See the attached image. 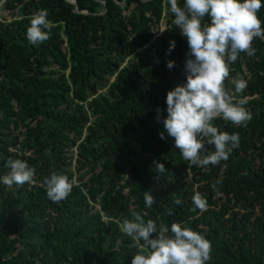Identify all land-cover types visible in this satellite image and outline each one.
<instances>
[{
  "label": "trees",
  "instance_id": "trees-1",
  "mask_svg": "<svg viewBox=\"0 0 264 264\" xmlns=\"http://www.w3.org/2000/svg\"><path fill=\"white\" fill-rule=\"evenodd\" d=\"M40 9L51 34L33 46L26 30ZM173 19L167 0H0V176L10 158L36 169L30 183H0V264H131L141 248L119 225L132 210L203 234L207 264H264V39L225 80L251 119L214 121L239 134L238 147L218 165L191 166L162 123L167 92L186 78L188 44ZM237 76L247 80L240 94ZM54 171L73 183L60 202L43 183ZM196 192L204 212L193 211Z\"/></svg>",
  "mask_w": 264,
  "mask_h": 264
},
{
  "label": "clouds",
  "instance_id": "clouds-1",
  "mask_svg": "<svg viewBox=\"0 0 264 264\" xmlns=\"http://www.w3.org/2000/svg\"><path fill=\"white\" fill-rule=\"evenodd\" d=\"M167 4L174 17L172 23L187 40L188 52L184 62L185 82L166 94L163 127L191 166L218 165L228 160L238 147L239 134L220 130L214 121L219 118L243 126L251 119L243 106L244 100H234L225 80L229 77V65L241 53L254 56L253 40L264 39V21L258 17L264 0H183L182 4L180 0H167ZM48 15L47 9H40L30 19L26 38L31 45L37 46L50 38L52 24ZM174 48L175 41L170 40L167 53ZM174 65V60L167 61L169 69ZM230 83L237 94L247 88V80L241 76L231 79ZM157 114L160 120L159 109ZM159 135L164 139V132ZM206 144L213 145L214 151H208ZM153 163L159 173L167 171L163 163ZM6 167L8 171L0 176V183L9 187L32 182L36 173L34 167L19 158L8 159ZM43 183L52 202L63 201L73 189L69 177L55 171ZM144 200L146 208L155 202L149 191L145 192ZM192 200L193 211L207 210L206 197L201 193L196 192ZM119 226L141 248L132 255L131 264H207L212 258L211 242L183 222L158 225L132 210L131 218H124Z\"/></svg>",
  "mask_w": 264,
  "mask_h": 264
},
{
  "label": "rangeland",
  "instance_id": "rangeland-1",
  "mask_svg": "<svg viewBox=\"0 0 264 264\" xmlns=\"http://www.w3.org/2000/svg\"><path fill=\"white\" fill-rule=\"evenodd\" d=\"M6 14H7V13L4 12V13L2 14V15H3L2 17L7 18V15H6ZM7 19H9V17H8Z\"/></svg>",
  "mask_w": 264,
  "mask_h": 264
},
{
  "label": "water",
  "instance_id": "water-1",
  "mask_svg": "<svg viewBox=\"0 0 264 264\" xmlns=\"http://www.w3.org/2000/svg\"><path fill=\"white\" fill-rule=\"evenodd\" d=\"M72 3H74L73 1H71Z\"/></svg>",
  "mask_w": 264,
  "mask_h": 264
}]
</instances>
